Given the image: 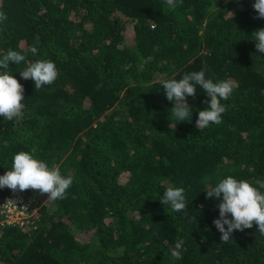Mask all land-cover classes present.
I'll use <instances>...</instances> for the list:
<instances>
[{"label": "trees", "instance_id": "16d2710c", "mask_svg": "<svg viewBox=\"0 0 264 264\" xmlns=\"http://www.w3.org/2000/svg\"><path fill=\"white\" fill-rule=\"evenodd\" d=\"M254 2L183 0L172 11L165 0H0V57L26 53L8 69L25 107L22 119L0 117V175L27 151L74 176L62 200L27 190L45 203L33 222L0 228V264H264L256 225L221 242L222 196L205 189L229 175L264 180V54L252 36L264 19ZM35 60L58 70L38 90L20 76ZM200 70L237 84L222 122L201 130L207 94L197 86L191 122H178L162 87ZM169 186L184 188L186 212L161 204Z\"/></svg>", "mask_w": 264, "mask_h": 264}, {"label": "clouds", "instance_id": "9594fccd", "mask_svg": "<svg viewBox=\"0 0 264 264\" xmlns=\"http://www.w3.org/2000/svg\"><path fill=\"white\" fill-rule=\"evenodd\" d=\"M183 0H165L169 10L174 11L182 6ZM253 8L256 11V19H264V0H255ZM7 20V15L0 11V23ZM255 47L260 54H264V28L252 33ZM33 56L38 53V48L32 46L27 50ZM26 61V53L22 54L13 49L0 57V117L7 121L19 120L24 115V86L8 70L10 63L19 65ZM24 80L31 79L35 90L55 82L58 77L56 65L51 60H35L27 63L24 70L20 71ZM197 86L207 94V107L198 112L195 126L201 130L222 122V114L227 111L222 101H227L232 95L237 84L232 79L213 82L205 77V71H192L186 73L179 80L166 79L162 81L164 94L168 101L174 102L171 108L172 118L178 122H191L192 107L187 97L195 98ZM4 147H8L7 142ZM74 176L69 173L62 175L59 167H49L40 159L35 158L27 151H20L13 156L11 168L0 175V188H8L12 192H24L27 190L38 191L46 194L48 201H57L66 198L67 190L73 184ZM252 182L244 179H236L229 175L221 179L215 186L206 187V198L219 199V217L213 220V224L220 232L222 243L232 240L234 231L250 229L257 226V232L264 237V180ZM163 206L167 205L173 212H186V197L183 187L169 186L160 198ZM185 241L178 238L174 247L170 248L171 256L177 260L182 259V248Z\"/></svg>", "mask_w": 264, "mask_h": 264}, {"label": "built area", "instance_id": "2783aa9c", "mask_svg": "<svg viewBox=\"0 0 264 264\" xmlns=\"http://www.w3.org/2000/svg\"><path fill=\"white\" fill-rule=\"evenodd\" d=\"M31 197L27 191L14 193L0 188V228L6 225L24 226L34 221L45 202Z\"/></svg>", "mask_w": 264, "mask_h": 264}, {"label": "rangeland", "instance_id": "374dc122", "mask_svg": "<svg viewBox=\"0 0 264 264\" xmlns=\"http://www.w3.org/2000/svg\"><path fill=\"white\" fill-rule=\"evenodd\" d=\"M44 201H42V203H43ZM45 203V202H44Z\"/></svg>", "mask_w": 264, "mask_h": 264}]
</instances>
